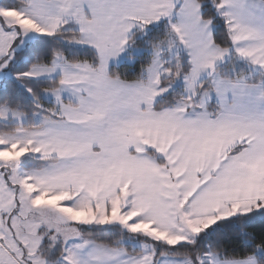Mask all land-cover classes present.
Here are the masks:
<instances>
[{
  "label": "snow or ice",
  "instance_id": "6c2138e0",
  "mask_svg": "<svg viewBox=\"0 0 264 264\" xmlns=\"http://www.w3.org/2000/svg\"><path fill=\"white\" fill-rule=\"evenodd\" d=\"M0 264H264V0H0Z\"/></svg>",
  "mask_w": 264,
  "mask_h": 264
}]
</instances>
